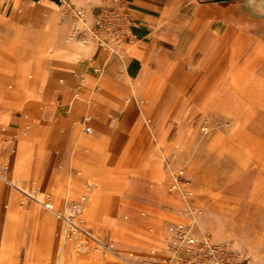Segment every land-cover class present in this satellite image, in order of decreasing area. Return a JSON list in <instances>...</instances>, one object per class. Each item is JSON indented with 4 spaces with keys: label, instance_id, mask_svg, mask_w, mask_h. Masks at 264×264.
Masks as SVG:
<instances>
[{
    "label": "crops",
    "instance_id": "1",
    "mask_svg": "<svg viewBox=\"0 0 264 264\" xmlns=\"http://www.w3.org/2000/svg\"><path fill=\"white\" fill-rule=\"evenodd\" d=\"M234 5L233 0H0V135L11 138L13 161L6 179L26 193L38 185L39 199L50 195L47 203L65 210V196L85 194L83 171L71 154L98 152L102 126L129 141L121 163L132 172L146 158L161 161L159 153L170 146L172 101L184 98L196 112L229 45L251 32L245 15L234 22ZM133 86L130 101L118 100ZM219 90L229 97L232 89ZM136 145L137 163L126 166ZM20 182L29 186L21 188ZM122 190L126 198H160L135 179L116 201ZM1 232L8 239L17 233L26 237L2 222ZM15 250L7 246L6 255Z\"/></svg>",
    "mask_w": 264,
    "mask_h": 264
},
{
    "label": "rangeland",
    "instance_id": "2",
    "mask_svg": "<svg viewBox=\"0 0 264 264\" xmlns=\"http://www.w3.org/2000/svg\"><path fill=\"white\" fill-rule=\"evenodd\" d=\"M233 1L234 22L245 15L262 40L252 32L234 38L222 70L203 96L196 95L202 96L196 112L184 98L172 101L170 146L159 153L161 161L146 158L137 173L121 163L123 170L112 174L114 183L103 190L90 219L73 193L65 196L61 210L45 205L52 196L39 199L38 185L26 193L10 183L11 138L0 135L2 223L26 236L8 239L1 232L0 264L8 257L12 264H264V16L251 13L242 0ZM244 71L248 80L240 85L248 86L246 97L231 118L215 103V93ZM177 86L182 88L179 80ZM133 87L118 100L130 101ZM231 92L229 97L236 93ZM106 133L111 145H124L122 137L108 128ZM139 151L136 145L124 164L134 167ZM101 157L96 152L79 160L94 166ZM133 179L163 199L126 198L122 190L116 201ZM7 246L15 253L6 255Z\"/></svg>",
    "mask_w": 264,
    "mask_h": 264
},
{
    "label": "bare ground",
    "instance_id": "3",
    "mask_svg": "<svg viewBox=\"0 0 264 264\" xmlns=\"http://www.w3.org/2000/svg\"><path fill=\"white\" fill-rule=\"evenodd\" d=\"M242 1L251 13H253L257 17L264 16V0H242ZM234 6H236V4ZM260 23H262V22L260 21ZM251 32L253 35H256L255 32H253V31H251ZM257 37H259V36H257ZM259 39L262 40L260 37H259ZM263 51H264V48H263ZM260 60H257L256 62H254L251 65L252 70L256 69L257 64ZM245 72L246 71H244V72L240 73L238 76H236L233 79L232 83H230L229 85L220 86V87L231 88L234 91V93L236 92L234 96L226 97L222 94V91L219 89L215 93V98H216L215 103L219 104V105L220 104L223 105L224 108L229 111V115L231 116V118L233 117L232 115H233L234 111L237 110V105L242 103V100L245 99V97H246L244 90L247 89L248 86L246 84L240 85L241 81H243V80L247 81L248 80ZM93 119H94V117H93ZM100 128L103 131V135H105L104 140L101 139L100 144H99L102 147L98 151V152H101V156H102L101 159H98L94 166H89L86 163L80 161L79 157H75L76 155L73 156V158H72V160L74 161L73 164L76 163L77 166L80 169H82L83 175L85 177V189H84L85 194H79L75 197L78 198L79 203L83 205L82 215L88 219H90L89 216L93 212V210L96 206L95 204H96L97 200L100 198V196L102 195L103 190H105L106 188H110L113 185L114 182H112L111 177L114 175V173L116 174V176H118V173L123 170L121 167V161L123 159H121V158H123V156L126 155V153L128 151V147H129L128 141H125L124 145H122L121 147H118L116 145V143L111 145L110 139H108V136L106 133L107 128H105L104 126H102ZM40 152H42V151H40ZM36 154H37V152H36ZM40 155H42V154H40ZM36 158H38V157H36ZM36 160L39 161L38 159H36ZM34 165H35V163H34ZM35 171H36V169H35ZM160 173L161 172L158 171L155 174H160ZM123 175H125V172ZM45 205L47 207L51 208V205L49 203L45 202ZM1 211H0V213H1ZM1 222H2V217L0 215V224H1ZM59 264H63V263L59 262Z\"/></svg>",
    "mask_w": 264,
    "mask_h": 264
},
{
    "label": "built area",
    "instance_id": "4",
    "mask_svg": "<svg viewBox=\"0 0 264 264\" xmlns=\"http://www.w3.org/2000/svg\"><path fill=\"white\" fill-rule=\"evenodd\" d=\"M95 69H96V68H95ZM84 130L88 131V130H90V127H89V126H85V127H84Z\"/></svg>",
    "mask_w": 264,
    "mask_h": 264
}]
</instances>
